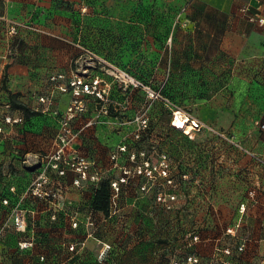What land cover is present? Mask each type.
<instances>
[{
    "label": "crops",
    "instance_id": "crops-1",
    "mask_svg": "<svg viewBox=\"0 0 264 264\" xmlns=\"http://www.w3.org/2000/svg\"><path fill=\"white\" fill-rule=\"evenodd\" d=\"M243 7L251 15H260L264 0H0V107L4 114L19 119L3 122L0 132V223L18 205L26 210L30 223H38L27 232L13 228L5 232L0 240V264H161V225L165 223L170 233H176L189 228L192 220L204 227L199 252L205 256H211L218 246H230L240 253L236 247L242 241L248 251L264 252V195L256 190L255 203L248 207L247 214L238 209L237 218L233 222L227 219L226 226L224 202L199 201L183 191H178L180 199L175 202L179 213L161 220L154 191L151 187L141 190L142 183L132 187L123 184L117 212L104 215L90 208L95 183L76 186V174L70 171L64 176L51 173L53 180L62 184L60 199L44 200L25 193L45 157L58 147L60 120L71 100V89L63 92L59 86L75 75L105 76L101 71L103 61L126 62L133 72L149 75L150 82L156 78L162 83L170 77L177 92L236 93L238 107L253 110V121L263 122L264 28L241 14ZM10 20L31 22L72 36L77 52L63 54L53 47V38L25 29L11 35ZM39 43L46 44L45 52L23 51V47ZM73 59L88 63L77 69L48 63ZM105 78L110 84V102L116 106L132 101L137 90H125L112 78ZM80 100L84 110L71 122L80 128L70 148L93 159L103 172L102 178L113 181L122 174L121 166L132 165L130 152L121 156L118 166L111 159L126 129L112 135L102 129L101 123L94 124L95 129L87 128L93 125L89 122L94 121L101 100L91 94H83ZM11 102L25 104L36 114L25 115ZM136 153L141 160L140 152ZM147 154L154 160L160 152ZM253 154L264 158L261 152ZM171 156L177 158L176 167L199 172L214 168L208 158L202 160L192 152ZM256 183L264 189V177L256 178ZM183 186L194 189L189 183ZM181 193L185 194L183 198ZM4 199L8 204H3ZM192 203L193 208L189 207ZM198 204H216V214L201 212L195 206ZM89 216L94 223L90 227L86 224ZM241 216L237 235H227L229 223ZM75 220L79 222L76 227L72 226ZM214 220L217 225H213ZM31 238L35 240L33 247L19 249V241ZM230 240L232 245L226 242ZM71 244H76V250H69ZM105 244L109 251L102 258ZM42 255L44 260L40 259Z\"/></svg>",
    "mask_w": 264,
    "mask_h": 264
},
{
    "label": "rangeland",
    "instance_id": "rangeland-1",
    "mask_svg": "<svg viewBox=\"0 0 264 264\" xmlns=\"http://www.w3.org/2000/svg\"><path fill=\"white\" fill-rule=\"evenodd\" d=\"M45 30L61 37L57 38L56 36L43 33H39L38 35L43 38H53V47H55L57 51L63 54H73L77 52L78 47L75 44L76 40L72 36H63L55 30ZM45 45L46 44L39 43L28 47V49L23 47V51L45 52ZM48 63L59 65L61 68H65V66L68 65L71 66L72 69H77V67L85 65L88 61L73 59L72 61L67 60V62L66 60H57L49 61ZM111 65L120 66L114 62H101V71L105 75L102 76V78L105 82L102 83L104 86V93H102L103 100L100 105L102 111H108L107 113H102V117L107 119L112 117L115 120L101 123L102 129L108 130L112 135H117L115 134L117 131L126 129V133L123 135L125 138L121 142L126 145V152H131V149L135 152H161V154L169 152L175 155L180 154V152H192L197 155V158L202 160L203 157L208 158V161H210L214 167L208 172H198L180 166L176 167L174 165L176 164L175 162H177V160H175L177 158L168 156L170 171H172L170 176H172L174 183L178 185L174 187L171 184L165 183L163 180L164 177H160L161 190L170 189L176 192L177 200L180 199L178 191H183L190 192V196H197L200 198L199 201L203 198V201H208L209 199V201L213 200L214 203L215 201L224 202L226 204V207H224L226 218L224 226L227 225V219H231L230 221L233 222L235 218H237L238 209L240 204L244 201L246 193L248 196V192L253 189L264 195L263 186L256 183V178L260 180L261 177H264V167L261 165L263 163L259 162L253 154L255 152L264 154V152L259 151L260 147L264 148V133L259 134L260 130L263 129L260 128L259 122L253 121V110L238 107V94L205 93L197 94L199 95L198 98L196 97L197 95L168 94L172 100L170 98L167 99L174 102L179 109L192 114L198 120L209 124L217 132L225 135L221 137L214 131L202 130L197 132L193 139H189L188 136L181 131L177 132L171 129L170 122L173 114L165 102L162 99L161 101L151 100L147 97L145 90L139 86L130 87L137 90L135 92L133 91L134 95L132 101L120 103L116 106L113 102H110V99H112L109 92L110 87L107 89V86H110V84L105 77L112 78L115 81V79L107 73V69H109ZM162 85L161 80L156 81V78H153L150 84L154 90H158ZM127 89L128 88H125V90ZM161 95L163 94L161 93ZM143 113L148 117L149 123L148 128L140 131L137 129L138 125L137 122H135V118L141 116ZM124 122L128 124H124ZM71 126L75 132L80 128L79 125L72 124ZM96 126L97 125H92L87 128L95 129ZM127 126L129 127L127 128ZM135 132L141 134L136 137ZM260 138L263 141L262 145L260 144ZM161 154L154 160L150 156V162L157 163L160 161ZM180 175L183 178L181 177L180 179ZM157 180L150 184L154 186ZM183 182L191 184L194 189H189L184 186H182V189H179L181 188L179 184ZM181 195L183 198L185 194L183 195L181 193ZM169 211V209H165V207L161 205L162 215L163 213L168 214L167 212ZM209 211L216 214L215 206L209 208ZM246 214L247 212L244 215ZM256 214L260 213L256 212ZM261 215L264 218V208L262 209ZM217 224V221L214 220L213 225ZM231 225L230 222L229 226ZM226 242L229 245L233 244L231 240ZM232 255V264H264L262 253L250 252L246 247L244 251L240 253H236L234 250Z\"/></svg>",
    "mask_w": 264,
    "mask_h": 264
},
{
    "label": "built area",
    "instance_id": "built-area-1",
    "mask_svg": "<svg viewBox=\"0 0 264 264\" xmlns=\"http://www.w3.org/2000/svg\"><path fill=\"white\" fill-rule=\"evenodd\" d=\"M241 14L246 16L248 20L257 22L264 28V11L260 15H251L249 14L246 7L241 8ZM19 29H25L28 31H32L35 33H43L50 36H56L61 38L59 35H55L52 32L46 31L44 28L39 27V25H35L31 22L26 21H17V20H10L9 21V34L14 35L18 32ZM1 53V49H0ZM108 75L112 76L116 82H118L123 88L129 87H140L145 90L147 93V97L151 100H160L161 99L165 102V104L170 108L172 111V119H171V126L177 130H181L186 136L190 139H193L197 132L202 130H209L214 131L221 137L225 135L222 133L217 132L212 126L209 124L202 122L195 118L192 114L182 111L177 107V105L172 102L167 97L161 95V87L164 85V81L162 82V86L158 90L152 89L151 86L145 85L141 83L138 79L132 76L129 72H127L123 68H119L117 66L111 65L109 69H107ZM63 77V75L58 76ZM52 79H56L52 77ZM105 80L101 76H95L91 78H87L83 75H75L73 78L69 79L67 82L65 81L64 84L60 85L59 88L63 92H67L71 89V100L70 104L62 116L60 120V130L58 133V147L55 152H52L50 155H47L41 164L40 171L36 178L31 182L29 187L26 189V194H31L36 196L37 198L44 199V200H53V199H60L62 197V184L59 183L58 180H53L51 177V173H56L59 176H64L67 172H74L76 174L75 178L73 179V183L76 186H84L88 183H98L102 178V173L100 169L96 166V163L93 159L87 157L85 154L78 152L77 150L70 148L72 143L78 137L79 132L74 131L71 122L75 117L77 112L84 110V105L80 100V97L83 94H91L99 98L101 101L103 100L102 93H104V89L101 87L102 83ZM70 88V89H69ZM41 101H47L46 98H40ZM107 110H103L100 106L98 112L94 117V121L89 122V124L93 123H105L109 122L102 117V113H107ZM180 118L187 121L186 126L183 128H178L174 126V120L176 118ZM19 119H14L9 115L4 114L2 107H0V132L3 130L2 123H12L16 122ZM135 122H137L138 130L143 131L144 129L148 128V117L145 116L143 113L141 116H137L135 118ZM124 124H128L124 122ZM260 127L264 129V123L260 124ZM137 132V131H136ZM135 132V133H136ZM141 134V133H140ZM136 133L135 136L138 137L140 135ZM126 145L120 144L118 145L117 150H115L112 155L111 159L114 160L115 166L118 165L120 160L126 152ZM147 152H140L141 160H138L137 153L132 151L129 153V159L131 162H134L133 166L124 165L121 166L122 174L119 178L112 181V188L114 190V194L112 197L113 207H117L118 196L121 193V186L126 184L131 177L137 175H143L146 177L147 182L143 184L141 190H147L148 184L153 183L160 177L167 178L166 183L173 185L174 187L177 186V183H174V180L170 177V166H169V158L165 153H162L160 156V161L157 163L150 162V157ZM259 162L264 164V159L261 156H256ZM184 176V175H183ZM255 190H251L248 192L247 198L240 204L239 212L244 214L248 207L254 205L255 203ZM158 201H162L163 203L167 204V207H171L172 201L177 200V194H165L160 193L157 197ZM3 204H8V200H2ZM212 205V204H210ZM213 207L215 205H212ZM12 211L9 214L8 219L4 223H0V240L3 238L5 232L9 228H13L16 232H27L29 227H35L38 223L36 222H29L27 212L19 205L14 206ZM242 216L231 226H228L225 229V233L227 235H231L235 237L238 233L239 228L241 227ZM78 221L75 220L72 223V226L76 227L78 225ZM86 224L90 227L94 225L93 221L91 220L90 216L86 220ZM185 239L188 245H192L193 243L201 242V236L198 231L192 230L188 232L185 236ZM83 244V243H82ZM35 245L34 238L28 240H21L18 242V247L21 250H25L31 248ZM237 251L241 252L245 249V241L238 243ZM109 249V245H104V249L100 252V256L103 258L106 251ZM230 246H218L214 249L212 254V260H210L207 264H232V262L227 259L228 256L232 255V250ZM69 250L74 251L76 250V244H71L69 246ZM1 256V254H0ZM41 260H44V256H40ZM262 259L264 261V252L262 253ZM173 261L170 264H202L201 257L198 254H189L185 259L180 260L176 257L172 258Z\"/></svg>",
    "mask_w": 264,
    "mask_h": 264
},
{
    "label": "trees",
    "instance_id": "trees-1",
    "mask_svg": "<svg viewBox=\"0 0 264 264\" xmlns=\"http://www.w3.org/2000/svg\"><path fill=\"white\" fill-rule=\"evenodd\" d=\"M59 38V37H57ZM114 62V61H112ZM119 64L120 68L125 69L127 72H129L132 76H134L136 79H138L141 83L145 84V85H149L151 84V82L149 81V75L144 74V72L142 74H138L137 72H133L129 67L128 64L126 62H114ZM188 83V80H186ZM118 83V82H117ZM119 84V83H118ZM130 88V87H129ZM161 93L167 97L170 98L172 100V98L168 95L170 93H174V94H189L192 96H195L197 94H212V93H208V92H204V91H200V92H177L174 90L173 86H172V80L170 77H167V79L164 81V85L161 87ZM199 95H197L196 97L198 98ZM13 107L16 108H20L23 113L25 115L28 114H36V112L34 111H30L25 104L22 103H18V102H11ZM264 123L263 122H259ZM171 125V122H170ZM261 128V127H260ZM171 129L180 132L179 130L173 128L171 126ZM262 129V128H261ZM264 130V129H263ZM189 138V137H188ZM190 139V138H189ZM165 153V152H164ZM161 154V152H160ZM165 155L171 157L172 153H165ZM173 157V156H172ZM133 166L134 162H131ZM194 170V169H193ZM198 171V170H196ZM172 172V171H171ZM199 172V171H198ZM172 178V176H170ZM181 175H180V179H181ZM141 178H143V180H141ZM183 178V177H182ZM163 180L167 181V178H163ZM182 181V180H181ZM147 182V179L145 176L143 175H137L134 177H131L129 179V181L126 183V185H128L129 187L132 186H137L139 184L142 183L145 184ZM184 182L179 184V186H183ZM149 187H151V190L154 191L155 193V200L157 201L158 205L161 207V205L163 207H165V209H169L170 211L166 213H163V215L161 214V220L163 218H169L170 216H174L177 215L178 209L175 207V202L176 201H172L171 202V207L168 208L166 203H163L162 201H158L157 197L160 193H165V194H173L176 192L171 191L170 189L168 190H161V178H159L156 182V184L154 186H152V184H148ZM114 194V190L112 188V178L109 177H105V178H101L100 181L98 183H95L93 185V193H92V197H91V201H90V208L93 210H97V211H101L104 213V215H111V213H116L118 208L120 207L119 203L117 202V207L114 208L113 207V203H112V197ZM3 195H1L0 192V199L2 198ZM194 203H192V205H190L189 207L193 208ZM196 207L200 208L201 212L210 215L211 213H213L212 211H209V208L213 207L208 205L203 206V205H195ZM173 207V208H172ZM181 210V209H180ZM210 212V214H209ZM189 228L185 227V228H180L176 233H170L168 227L165 223L164 226L161 225V248H162V253H161V264H169L172 260L173 257H176L180 260L185 259L189 254H198L199 257H201L202 260V264H207L210 262V260H212V254L213 251L211 253V256H205V254H201L199 252V246L202 243V233H203V229L204 227L201 225V223L199 221H189ZM192 230H196L199 232L200 236H201V242L198 243H193L192 245H188L185 236L188 232L192 231ZM109 250L106 251V253ZM106 253L104 254L103 258L106 256ZM233 253V252H232ZM233 255L228 256L227 259H229L230 261L232 260ZM232 262V261H231ZM233 263V262H232Z\"/></svg>",
    "mask_w": 264,
    "mask_h": 264
},
{
    "label": "bare ground",
    "instance_id": "bare-ground-1",
    "mask_svg": "<svg viewBox=\"0 0 264 264\" xmlns=\"http://www.w3.org/2000/svg\"><path fill=\"white\" fill-rule=\"evenodd\" d=\"M186 124H187L186 120L180 119L178 117L174 120L175 127L183 128L184 126H186Z\"/></svg>",
    "mask_w": 264,
    "mask_h": 264
}]
</instances>
